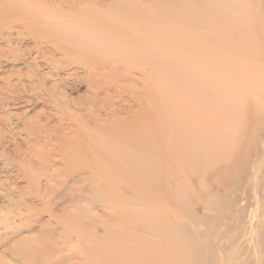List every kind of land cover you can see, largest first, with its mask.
<instances>
[{
  "label": "rangeland",
  "instance_id": "1",
  "mask_svg": "<svg viewBox=\"0 0 264 264\" xmlns=\"http://www.w3.org/2000/svg\"><path fill=\"white\" fill-rule=\"evenodd\" d=\"M19 1L23 5L16 10L13 29L11 20H0V220L10 217L20 225L16 210L33 208L34 221L26 225L39 230L47 223L59 236L48 243L47 259L5 252L2 244L0 264H237L243 256L238 232L228 233L222 223L235 228L232 217H224L227 209L238 206L234 186L241 185L242 192L251 179L257 182V169L264 171V0H197L195 8L163 0ZM42 7L52 8V15L71 16L78 10L74 24L85 21L83 34L102 35L103 30L93 31L87 18H80L96 12L140 29L165 30V35L167 24L182 26L189 17L194 24L209 23L210 29L197 37L210 40L199 51L186 47L183 39L164 43L159 52L166 58L155 65L138 58L127 61L124 53L102 56L70 42L67 33L49 31L37 17L47 14ZM106 36L115 37L111 32ZM12 49L14 59L8 57ZM167 51L174 55L168 57ZM199 79L202 94L197 96V88L190 86ZM190 97L207 106L199 117L210 121L204 131L206 147L208 140L220 142L223 153L205 155L194 134L188 138L186 131H200L199 118L180 127L182 118L177 121L176 116L184 101L183 109H190ZM142 112L174 131L173 158L162 155L167 139L151 133L152 128L147 135L157 141L156 147L147 149L146 156L137 154L144 143L138 137L133 141L123 127L132 130L129 119ZM179 131L185 133L183 140L176 136ZM104 153L111 155L109 160ZM142 161L149 166L135 168ZM135 179L144 182L141 193L134 189ZM257 188L248 190L249 205L260 216L264 197ZM84 190L89 195L80 201ZM136 193L143 197L141 205L133 203ZM73 196L76 203L71 204ZM41 198H53L42 211ZM127 218L138 222V230L136 222L129 230L124 226ZM27 234L23 236L35 237ZM226 234L228 240L222 236ZM250 235L244 245L252 264H261L255 251L260 233ZM55 243L62 249L54 255Z\"/></svg>",
  "mask_w": 264,
  "mask_h": 264
},
{
  "label": "bare ground",
  "instance_id": "2",
  "mask_svg": "<svg viewBox=\"0 0 264 264\" xmlns=\"http://www.w3.org/2000/svg\"><path fill=\"white\" fill-rule=\"evenodd\" d=\"M196 1L197 0H163V2H165V3L166 2H170V3L177 2L176 5L182 3L183 5H185V7L192 6L193 8L196 7ZM29 4H30V2H29ZM82 4H84V2ZM22 5L23 4H20L19 0H0V20L3 19L4 17L7 18V20H11V22L9 23L10 30L13 29V26H14L13 24L15 23V20H16L15 19L16 10H18V7H19V9L22 8ZM24 5H27V4H24ZM30 6H31V4H30ZM30 6H27L28 10H32L33 8L37 9L35 7H33L31 9ZM75 6H77L76 2H75L74 5L72 3V7L75 8ZM86 7L88 8V6H86ZM89 7H91V6L89 5ZM93 7H91V8H93ZM97 7H95V8H97ZM42 8L46 10L45 12H47V14L46 15L43 14V15L40 16V13H39V15L37 14V17H38L39 20H41L44 23V25L47 28L50 29L49 31H51L53 33L56 31L55 33L58 34V35H60L62 33H67V35L69 37V40H71V38H73V40L70 41V42L75 43V44L78 43V45H80L81 48H85L88 51L98 53V54H100L102 56L107 55L109 57V56L112 55V52L113 53L115 52V50L117 52H119L117 54L124 53V55L121 56V57L122 58L125 57L127 59V61L132 60V59L135 60V59L138 58V59H144L148 64L155 65V64L159 63L160 61H162L163 58H166L165 54L162 55V53L159 52V51H162V44H164V43L166 44V43L172 42V41H174L176 39H181V40L183 39L184 40V44H186V47H189V49L195 48V50H198L197 48H199L201 46L202 47L205 46V44H207V42L210 40L209 37H202V38L201 37H197L198 33H201V32H204V31H207V30L210 29L209 23H206V24H194L193 23V19H189V17H187L188 20H186V22H184L185 25L183 23L182 26H180V25H178L176 23L173 24V22L169 23L171 25L167 24V28H166L167 29V31H166L167 34L165 35V30L162 33H160V32L157 31V29L156 30L155 29H151V28L140 29V28H137V26H133V25H135L134 23L132 24V23L126 21L125 19H120L119 18L120 22H118V20L115 21V19L112 18V19H114V21H112L111 19L108 18L109 14L106 17V16H103V15H98L99 13H96V12H90V13H92L91 15H89V14L86 15V16L83 15L80 18L84 17V20H85V17H86L87 18L86 21H87L89 27L92 28L93 31L99 32V31L103 30L102 31V35L95 34L96 32L94 34L93 33L83 34V30L80 29V28H81V26L83 27L85 21L84 22H79L78 21L81 25L80 24H74L78 20V10H77V12L75 10L76 13L74 12L73 15L69 16L68 14L67 15H65V14H61V15L54 14V15H52V14H50L51 11H52V8H48V7H42ZM74 8H72V11H73ZM81 8L82 7H80V9ZM97 10H98V8H97ZM39 11H40V9H39ZM102 11H104V10H102ZM105 11H108V10L105 9ZM219 11H220V9H218V12ZM110 15H111V13H110ZM174 16H175V13L170 15V18H172ZM111 17H112V15H111ZM3 22H4V20H3ZM89 22H91V23H89ZM144 23H145V21H144ZM215 24H218V23H215ZM74 25H76V27H74ZM88 25H86V26H88ZM149 25H146V26H149ZM216 26H218V25H216ZM219 26H220V24H219ZM53 27H55V28H53ZM158 30H159V28H158ZM110 32L113 33L115 35V37L106 36V34L107 33L110 34ZM199 36H201V34H199ZM63 40L66 41V39H64V38H63ZM180 43L182 44V42H180ZM180 43H179V45H180ZM160 44H161V46H160ZM184 44H182V45H184ZM168 47H170V46H168ZM170 49H171V47H170ZM112 50H114V51H112ZM11 51L12 52H10L8 57L14 59L16 51H15V49H12ZM191 51L192 50H190V52ZM186 52H188V51H186ZM186 52H184V53L187 54ZM190 52H188V53H190ZM167 54H168V57L169 56L172 57L174 55L172 51H167ZM175 54H179V52L175 53ZM194 54H196L195 56L197 57V53H194ZM214 54H216V53H214ZM209 55H210V53H209ZM188 56H190V55L188 54ZM215 57L216 56H214L213 58H215ZM218 57L219 56H217L216 58H218ZM122 58H119V59H122ZM198 58H200V57H198ZM198 58H196V59H198ZM167 59H169V58H167ZM204 59H206V58L204 57ZM213 60H215V59H213ZM207 61L209 62V60H207ZM203 62L204 61H202V64H203ZM195 66L197 67L199 65L196 63ZM203 67H205V66H203ZM220 69L222 70V68H219V72H221ZM216 72H218V71H216ZM222 72H223V70H222ZM109 73H110V71H109ZM206 84H207V82H206ZM202 85H203V81H201L199 79L198 81H196V83H192L190 87L192 89L194 87H196L197 88L196 89V91H197L196 94H197V96H199V95L202 94V92H200V89H199V87H202ZM204 90L206 91V86H205ZM219 94L222 95L221 93H219ZM175 95H176V93H175ZM189 100H190V103H191L190 109H186V110L183 109V108H185V105L187 103V101H184L183 104H182L184 107L182 106L183 107L181 109L182 111L180 110V117H179V115L176 116V120L177 121H179V119L182 118L180 120V123H181L180 127L181 128H183V125L185 124L186 121L189 122L190 120H194L196 117L199 118L207 110V106L205 105V103H202V104L199 103L197 98L193 100L190 97ZM181 102L179 103V105H181ZM188 103H189V101H188ZM219 105L221 106V104H219ZM177 109H178V106H177ZM173 120L175 121V119H173ZM198 120H200V125H201L200 131L194 132L192 129L186 131L185 133L188 136V138L189 137L192 138V135L194 134V136H193L194 140L197 139V141L200 142V145H199L200 147H198L199 151L201 153L205 154V155L208 154L211 151L214 152V153H215V151H216V153H217V151L218 152L220 151V153H223V151H222L223 149L221 150L222 146H221L220 142H216L214 144V142L212 143L210 140H208L207 147H206V136H207V134L204 133V131H206L208 129L210 121H209L208 118H199ZM94 122H97V120L95 119ZM129 122H130V124L133 123L132 124L133 128H132V130L128 131L127 127H123V128L126 129V130H124V133L130 135V138H133V141H135V139L138 137L144 143V145L139 149V153H137V154H139L140 156L141 155L142 156H146L147 155V149L152 150L153 148L156 147L155 145H156L157 141L155 142L150 137V135H147V132L151 131L149 128H152L151 133H158L159 134V138L161 140H163V138L167 139V140H163V151H161L162 155L165 158H167V159L173 158L174 155L171 152V150L173 149V147H175V145H171V142H172V137H173L174 131L172 129L170 130V128H169V131L165 130V127H166L167 124L165 123L164 120L159 119L158 117H157V120H155L154 115H152L150 113L142 112V113L139 114V116H136L135 118H130ZM169 122H171V120H169ZM215 122H216V120H215ZM117 124H119V123H117ZM98 130H99V128L96 127L95 132L96 133H100L99 132L100 130L99 131ZM185 133H183V131H181V132L179 131V133L177 135L175 133V135L183 140V138L186 137ZM205 134H206V136H205ZM69 145H70V143H69ZM70 146H72V148H75L72 144ZM161 147H162V145H161ZM166 148L169 149V151L166 150ZM231 154H232V152L229 154V157H228L229 161L232 158H234V156L233 155L231 156ZM110 156L111 155H109L108 153H104V158H106V160H109ZM152 156L156 157V159L159 160V158H161V153L160 154L154 153V154H152ZM257 157L259 159V155ZM129 158H128V160H129ZM125 160H127V159H125ZM262 160L264 161V158ZM112 162L113 161H111V163ZM149 164L152 165L151 163H149ZM131 165H133V164H131ZM147 166H149V165H147L146 161H142L140 166H136L135 165V168L142 170V169H146ZM241 168H244V170H245V166L243 165V162H242ZM255 173H256L255 179H257V182L254 181V178L251 179L250 181L248 180L250 185H249L248 188H247V186H245L244 187V191L241 192V189H242L241 185L236 184L234 186V188H236L237 191H238V199L236 201L238 206L236 208H231L230 207L229 209H227L225 211L224 217L225 216H231L232 219H233V223L235 225V228L233 227L232 223L231 224H226L225 222L222 223V226L226 228L228 233L231 230H233V229H236L237 230L236 232H238V236H237L236 241L238 242V245H240L242 247V255L243 256H242V259H240V261L237 264H252L250 259L253 256L250 258L249 251H247L248 250V246L244 245V243L247 241L249 236H251L250 235L251 233H254V234L260 233L261 238H258V244L260 243V247L258 246L259 247L258 248L256 246L257 248L255 249V251H256V255H257L256 257L257 258L260 257L258 262H260L261 264H264V202L260 205V209H262V212L259 214L260 216H258L257 212L252 213L251 212L252 210H250L251 208H250V205H249V196L250 195H249V191H248L249 188L252 187V185H253L254 186V190H255V187H258L261 196L264 197V171H263V169H259V170L257 169L255 171ZM131 184L133 185V183H131ZM143 184H144V182H141L138 179L137 180L135 179V183H134L135 191L137 190L139 193H141L143 191L142 188H144ZM85 191L86 190H84L83 192L82 191L80 192L81 194L79 195V198H78L80 201H81V199L87 198V195H89V194H86V195L83 194V193H86ZM75 192L73 191L74 194H75ZM134 197L136 199H135V202H133V203L141 205V203L143 201V197L141 198L138 193H136V195ZM93 198H94V196H93ZM42 199H44V198L39 199V200H41L40 201L41 202V208H42L41 211L42 210H46V208H44L46 206L45 203L49 204L50 201L53 200V198L48 199L47 202H45L44 200L42 201ZM79 200H78V202H79ZM70 202H71V204L73 202H75L74 196L71 198ZM151 204L152 205L155 204V206H156L157 202L156 201H153V202L151 201ZM127 207L128 206L126 205L125 207H122L121 209H124V208L126 209ZM32 209L33 208H28V209H25V210L24 209L16 210L19 213H17L16 216H14V217H16L17 219H19L21 221L20 225H15V223L12 222V220H9L10 217H8V219L0 220V245H2V244L4 245V247L6 248L5 252L6 251H11L13 254H18V255L27 254V255H30L31 257H35L36 259H42V258H46L47 259V258H50V257H47V256H49V254H48V252H49L48 243L51 242L52 240H54V241L57 240L56 236L57 235L59 236V233L57 231L48 229L47 225H46L47 223H43L39 230H34L32 228V225H26V223L28 221H34V215H35V212L37 210L35 209V211H34ZM62 211H63V215L65 216V214H66L65 210L62 209ZM221 213L223 214V212H221ZM37 214L42 215L43 212H40V213H37ZM126 214H128V213H126ZM48 217L50 218V216H48ZM257 217H259V218H257ZM127 219H129V221H127V222L125 221L126 223L125 224L123 223V224H124L125 227H128L127 229L129 230V229L132 228L133 222H136V221L132 220V223H131L130 219H132V218H127ZM134 219H135V217H134ZM40 220L41 219L39 217L38 220H36V221L37 222H41ZM120 220L121 219H119V221ZM124 220L125 219H123V221ZM119 221H118V225H119ZM121 222H122V220H121ZM209 223L213 224L214 223V218H211L209 220ZM120 226H121V224L119 225V227ZM138 227H139L138 222H136V224L135 223L133 224V228L134 229L138 230ZM141 227H143V226H141ZM26 233H28V234L29 233H31V234L33 233L35 235V237H33V236H23V235H26ZM204 235H206V234H204ZM222 236H223V238L225 240H228L227 239L228 238V234L222 235ZM18 237L21 238L20 241L12 242L15 238H18ZM251 242L253 243V241H251ZM7 243L8 244L10 243V244L8 245ZM35 243H41V245L37 246L39 244L35 245ZM226 247L229 248V246H226ZM137 248H143V247H139V245H137ZM61 249L58 247L57 243L52 244V249H51L52 254L55 255L57 253H61L60 252ZM214 255H215V250L213 248L212 256H214ZM4 261H6V260H4ZM58 263H60V262H57V264ZM1 264H2V261H1ZM3 264H8V262H4Z\"/></svg>",
  "mask_w": 264,
  "mask_h": 264
}]
</instances>
